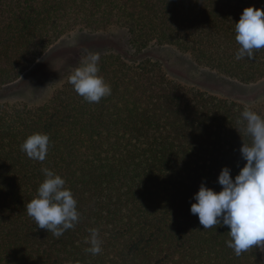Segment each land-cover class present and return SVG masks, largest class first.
I'll use <instances>...</instances> for the list:
<instances>
[{
    "label": "trees",
    "instance_id": "obj_1",
    "mask_svg": "<svg viewBox=\"0 0 264 264\" xmlns=\"http://www.w3.org/2000/svg\"><path fill=\"white\" fill-rule=\"evenodd\" d=\"M251 6L264 8V0H0V84L19 78L78 16L125 27L138 48L172 44L199 64L257 81L264 48L253 60L235 59V23ZM106 65L99 68L111 71L104 79L112 94L99 103L68 82L39 107L0 104V264H264L262 248L237 256L226 244L230 228L204 229L190 211L202 182L219 192L222 168L234 179L245 165L246 106L181 86L149 62ZM37 132L50 136L43 162L21 151ZM45 167L78 202L79 222L60 237L26 211ZM93 228L102 240L98 255L86 251Z\"/></svg>",
    "mask_w": 264,
    "mask_h": 264
},
{
    "label": "clouds",
    "instance_id": "obj_2",
    "mask_svg": "<svg viewBox=\"0 0 264 264\" xmlns=\"http://www.w3.org/2000/svg\"><path fill=\"white\" fill-rule=\"evenodd\" d=\"M235 39L240 45L235 59L255 58V53L264 48V8L255 6L244 9L239 22L235 23ZM100 54L91 51L83 56L79 67L69 77L74 91L88 103H99L112 94V88L101 76ZM245 132L250 144L243 143L241 157L246 161L233 179L232 169L224 166L218 176L222 190L217 192L202 182L194 195L191 213L198 215L204 229L217 225L230 228L227 247L240 256L253 246L264 248V116L245 107L241 113ZM50 136L33 133L21 145V151L32 160L43 162L48 154ZM45 176L39 185L36 198L27 205V214L36 225L60 237L79 222L77 200L66 180L49 168H42ZM86 249L92 255L102 252L99 229L89 230Z\"/></svg>",
    "mask_w": 264,
    "mask_h": 264
},
{
    "label": "rangeland",
    "instance_id": "obj_3",
    "mask_svg": "<svg viewBox=\"0 0 264 264\" xmlns=\"http://www.w3.org/2000/svg\"><path fill=\"white\" fill-rule=\"evenodd\" d=\"M76 19V18H75ZM71 21V20H70ZM78 16L74 25L41 48L33 62L24 68L21 76L12 82L0 84V104L34 108L47 104L68 82L88 51L99 53V64L106 68L124 63L135 68L149 62L168 80L186 88H196L219 98L236 101L264 115V77L246 82L218 69L199 64L190 52L172 44L152 42L146 47L133 45L125 27L88 22ZM25 70V71H24ZM121 82L126 74L115 70ZM111 71L100 72L109 77ZM136 80L142 76L135 75ZM126 111L125 109H122ZM109 113L112 114L110 108ZM264 254V248H262Z\"/></svg>",
    "mask_w": 264,
    "mask_h": 264
}]
</instances>
